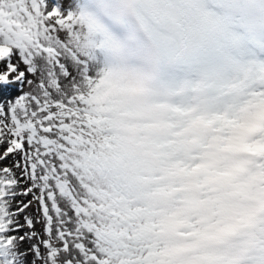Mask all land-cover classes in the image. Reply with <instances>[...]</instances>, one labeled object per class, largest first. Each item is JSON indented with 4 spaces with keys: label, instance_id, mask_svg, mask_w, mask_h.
I'll use <instances>...</instances> for the list:
<instances>
[{
    "label": "clouds",
    "instance_id": "obj_1",
    "mask_svg": "<svg viewBox=\"0 0 264 264\" xmlns=\"http://www.w3.org/2000/svg\"><path fill=\"white\" fill-rule=\"evenodd\" d=\"M85 182L140 264L264 245V0H79Z\"/></svg>",
    "mask_w": 264,
    "mask_h": 264
},
{
    "label": "snow or ice",
    "instance_id": "obj_2",
    "mask_svg": "<svg viewBox=\"0 0 264 264\" xmlns=\"http://www.w3.org/2000/svg\"><path fill=\"white\" fill-rule=\"evenodd\" d=\"M78 26L74 10L65 13L60 3L49 10L48 0H0V145H6L0 161L19 156V175L0 168V264H26L28 253L18 247L38 236L14 234L17 216L32 201L12 210L13 201L28 194L39 205L45 237L31 245L32 264H140L126 234L106 230L82 173L88 132L72 69L79 66L83 75L87 65L77 52ZM24 220L32 229L33 219ZM248 264H264V245Z\"/></svg>",
    "mask_w": 264,
    "mask_h": 264
},
{
    "label": "rangeland",
    "instance_id": "obj_3",
    "mask_svg": "<svg viewBox=\"0 0 264 264\" xmlns=\"http://www.w3.org/2000/svg\"><path fill=\"white\" fill-rule=\"evenodd\" d=\"M48 3L50 5L52 3H60L63 11L65 13L67 12V10H69V9L74 10L75 7L78 6L76 0H48ZM79 9L83 10V6L81 4L79 5ZM23 68H24V66L21 64V69L23 70ZM29 78L32 79L33 77L30 76ZM25 90H27V89H25ZM3 99H5V97H3ZM13 156H14V154L10 155V159L8 161V164L5 165V167L13 168V170L17 172V175H19V170L14 168V161L19 160V156H14V159H13ZM28 186H29L28 183H26V182L22 183L19 191H23ZM34 191H36V190H34ZM37 194H38V192H37ZM19 197L20 196H18L17 199ZM18 201L20 204L28 203L29 201H32V203L29 204V207L27 209H25V211L23 213L19 214L20 217H18V222L21 225V228H20L19 232L14 233L15 235H24L25 233L30 232V231L38 233V236L34 237L31 241L25 240L24 242H22L19 245L22 249L21 250L22 252L26 251L28 253L27 256L25 257L26 264H32L34 257H33V254L31 252V245L32 244H39V242L45 238L44 232H43L44 225H43V221H42V216H41L40 212L38 211L39 205L35 200H33L32 194H28L27 196H21L18 199ZM25 215H28L33 219V228L32 229H29L27 227L25 220H24ZM41 251H43L42 247H41ZM36 264H42V261H37Z\"/></svg>",
    "mask_w": 264,
    "mask_h": 264
},
{
    "label": "bare ground",
    "instance_id": "obj_4",
    "mask_svg": "<svg viewBox=\"0 0 264 264\" xmlns=\"http://www.w3.org/2000/svg\"><path fill=\"white\" fill-rule=\"evenodd\" d=\"M76 2H77V4H78V6L75 7V9L79 8V5H80L79 0H76ZM48 6H49V10H50L51 5H50L49 3H48ZM72 70H74V72L77 73L76 80L74 81V83H75V85H76V91H75L74 95L80 100V103H79V105H78V110H80L81 115H82V114H83V113H82V107H83V104H84V100H83V97H81V96H79V95L77 94V90H78V88H79L80 82L82 81V79L85 77L86 74H83V75L81 74L83 70H82V68H80L79 66L73 68ZM87 71H88V69H87ZM86 73H87V72H86ZM68 90H69V93H70V94H73V93H72V88H71V86H69V89H68ZM3 97H4L3 93H0V100H2ZM4 148H6V145H0V155L3 154V151L5 150ZM9 159H10V156H9L8 158H6L5 160L0 161V168L5 167V165L8 164ZM20 197H21V196H20ZM20 197H19V198H20ZM19 198H18V199H19ZM18 199L16 198V200L13 201V204H12V210H15L16 207H17V205L20 204L19 201H18ZM18 217H20V215L17 216V218H16L17 220H18ZM21 250H22V249H21V247L19 246V247H18V251L22 252Z\"/></svg>",
    "mask_w": 264,
    "mask_h": 264
}]
</instances>
